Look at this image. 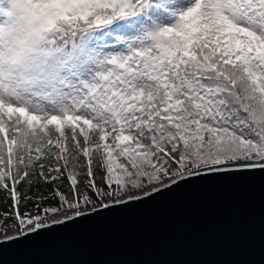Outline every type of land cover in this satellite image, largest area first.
I'll return each mask as SVG.
<instances>
[{
  "label": "snow or ice",
  "instance_id": "snow-or-ice-1",
  "mask_svg": "<svg viewBox=\"0 0 264 264\" xmlns=\"http://www.w3.org/2000/svg\"><path fill=\"white\" fill-rule=\"evenodd\" d=\"M258 168L264 0H0L5 231Z\"/></svg>",
  "mask_w": 264,
  "mask_h": 264
},
{
  "label": "water",
  "instance_id": "water-1",
  "mask_svg": "<svg viewBox=\"0 0 264 264\" xmlns=\"http://www.w3.org/2000/svg\"><path fill=\"white\" fill-rule=\"evenodd\" d=\"M85 211L0 238V264H264V168L190 176Z\"/></svg>",
  "mask_w": 264,
  "mask_h": 264
},
{
  "label": "rangeland",
  "instance_id": "rangeland-1",
  "mask_svg": "<svg viewBox=\"0 0 264 264\" xmlns=\"http://www.w3.org/2000/svg\"><path fill=\"white\" fill-rule=\"evenodd\" d=\"M166 182H168V180H165L164 181V183H166ZM158 186H160V185H155L154 184V185H152L150 187L144 188L142 191H136V192L128 193V195L134 196V195H137V194L146 192L148 190H151L152 188H155V187H158ZM126 197L127 196L120 197V199H124ZM4 198H5L4 194L0 193V212H1V214H0V225H7V224H11L12 223L11 220H5V213H7L10 210V204L8 206L5 205L4 204ZM105 202H108V201H105ZM99 205H100V201H97V203L95 205H91L87 209H83L82 208L81 211L89 210V209H92L93 207H97ZM28 207H29V209L32 208L31 205H29ZM32 210L35 211L34 209H32ZM67 214L70 215V213H63L62 212L58 216H52V217H50V219L51 218H55V217L56 218H62L64 215H67ZM16 231H20L19 227H7L6 231L3 229V227H0V238L3 237V236H5V235H8L10 233L16 232Z\"/></svg>",
  "mask_w": 264,
  "mask_h": 264
},
{
  "label": "trees",
  "instance_id": "trees-1",
  "mask_svg": "<svg viewBox=\"0 0 264 264\" xmlns=\"http://www.w3.org/2000/svg\"><path fill=\"white\" fill-rule=\"evenodd\" d=\"M4 204L7 206L10 204V200L7 197L4 198ZM0 214H1V212H0Z\"/></svg>",
  "mask_w": 264,
  "mask_h": 264
},
{
  "label": "bare ground",
  "instance_id": "bare-ground-1",
  "mask_svg": "<svg viewBox=\"0 0 264 264\" xmlns=\"http://www.w3.org/2000/svg\"><path fill=\"white\" fill-rule=\"evenodd\" d=\"M67 215H69V214H67ZM64 216H65V215H64ZM64 216H63V217H64ZM51 219H60V218H56V217H55V218H51ZM10 234H12V233H10ZM10 234H8V235H10ZM8 235H5V236H8ZM5 236H3V237H5ZM3 237H1V238H3Z\"/></svg>",
  "mask_w": 264,
  "mask_h": 264
}]
</instances>
